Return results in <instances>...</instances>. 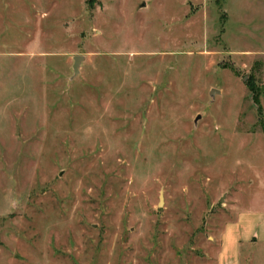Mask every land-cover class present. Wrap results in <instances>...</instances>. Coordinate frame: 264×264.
Returning a JSON list of instances; mask_svg holds the SVG:
<instances>
[{
  "label": "rangeland",
  "instance_id": "1",
  "mask_svg": "<svg viewBox=\"0 0 264 264\" xmlns=\"http://www.w3.org/2000/svg\"><path fill=\"white\" fill-rule=\"evenodd\" d=\"M259 195L264 0H0V264H216Z\"/></svg>",
  "mask_w": 264,
  "mask_h": 264
},
{
  "label": "crops",
  "instance_id": "2",
  "mask_svg": "<svg viewBox=\"0 0 264 264\" xmlns=\"http://www.w3.org/2000/svg\"><path fill=\"white\" fill-rule=\"evenodd\" d=\"M235 210L220 231L216 264H242L264 248V198L252 197L250 205Z\"/></svg>",
  "mask_w": 264,
  "mask_h": 264
},
{
  "label": "water",
  "instance_id": "3",
  "mask_svg": "<svg viewBox=\"0 0 264 264\" xmlns=\"http://www.w3.org/2000/svg\"><path fill=\"white\" fill-rule=\"evenodd\" d=\"M82 59V56H80V55H77V56H75L74 58H73V61H74V63H73V72L75 73V74H77L78 73V66H79V64H80V60ZM217 90H215V89H211V91H210V93L211 94H213V93H215ZM162 203V196H160V200H159V205Z\"/></svg>",
  "mask_w": 264,
  "mask_h": 264
}]
</instances>
